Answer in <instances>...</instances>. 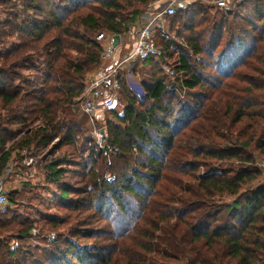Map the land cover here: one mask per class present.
Wrapping results in <instances>:
<instances>
[{"label": "trees", "instance_id": "obj_1", "mask_svg": "<svg viewBox=\"0 0 264 264\" xmlns=\"http://www.w3.org/2000/svg\"><path fill=\"white\" fill-rule=\"evenodd\" d=\"M153 1L0 0V175L23 176L0 264H264V0L191 3L153 29L168 72L139 95L120 72L108 161L72 111L97 37L126 36ZM22 197L64 213L33 218Z\"/></svg>", "mask_w": 264, "mask_h": 264}, {"label": "built area", "instance_id": "obj_2", "mask_svg": "<svg viewBox=\"0 0 264 264\" xmlns=\"http://www.w3.org/2000/svg\"><path fill=\"white\" fill-rule=\"evenodd\" d=\"M240 0H154L147 5L146 13L151 14L150 22L147 26L131 31L128 34L134 37L132 50L127 55L124 61L111 64L106 70L96 76L90 77L86 82L83 94L74 106L78 107L80 112L88 117L89 122L93 125L95 121V111H106L113 107L118 99V92L121 87L122 76L120 75L121 66L124 63L137 60L145 62L148 59H159L161 56V49H159L154 41L152 31L154 28L159 29L163 34L166 31V19L172 16L177 10H185L191 3H199L206 6H211L216 9H227L235 2ZM113 37V36H112ZM111 37V40H112ZM112 41L105 52L113 51ZM128 75V74H127ZM126 78L128 79V76ZM128 81V80H126ZM91 137L95 142L98 152L107 161L118 153V149L113 147L108 142V135L104 126L99 129H93ZM33 163L32 159L23 161L25 166ZM12 174V168H9L2 175H0V210L3 211L6 204V189L5 182L8 176ZM24 176L28 177L26 173ZM23 179V176H18ZM105 181L112 184L115 181L113 175L107 174ZM37 232L32 230V235ZM48 241L52 242L55 239L54 234L47 237ZM17 247L16 243L11 244V250Z\"/></svg>", "mask_w": 264, "mask_h": 264}, {"label": "rangeland", "instance_id": "obj_3", "mask_svg": "<svg viewBox=\"0 0 264 264\" xmlns=\"http://www.w3.org/2000/svg\"><path fill=\"white\" fill-rule=\"evenodd\" d=\"M11 1H14V0H11ZM16 1V0H15ZM23 0H20V2H22ZM167 24V23H166ZM111 37L112 36H106L104 34H101L97 37V41L102 44V46L105 44V42L107 41L108 43H110L112 40H111ZM109 45V44H108ZM104 50V48H103ZM105 56V51L103 53V57ZM102 57V58H103ZM131 64V63H130ZM111 65V64H110ZM109 66V63L107 64V62H103L101 61L99 67L93 71L91 74V76H96L98 74H100L101 72H103L104 70L107 69V67ZM164 73H167L168 72V69L166 66L162 65L160 63V60H155V59H148L147 61L145 62H142V63H136L134 64V66L130 67V66H126L125 65H122L121 66V73L122 75H124L125 77V80H127L126 78V75L129 73L130 76L128 78V81L127 82V85L129 86V88L131 89L132 92H134L135 94L139 95L140 94V91H139V88H138V84H140L141 82L145 81L146 83L150 84L152 83L157 77H161L162 74ZM90 76V77H91ZM90 79V78H89ZM87 79V81L89 80ZM86 81V82H87ZM138 83V84H137ZM77 102V101H76ZM117 103V102H116ZM116 103H115V107H116ZM72 111L78 115V116H81L82 113L80 112L79 108L76 107V106H73L72 107ZM105 117V111L104 112H101V114H99V120L98 122H94V124L92 125L89 121L87 123V134L89 137H91V132L93 131V129H99L103 123H101L100 121L103 120ZM67 182H71L72 181V178L70 177V175L68 174L67 175ZM35 180H37V182L39 184H42V180H41V177H39L38 175L35 176ZM24 181V180H23ZM13 181L12 179L8 178L6 179V182H5V189L6 191H9L10 189L12 188H15L14 185H12ZM47 187V186H46ZM41 188L40 189V194L43 193V196L46 195L47 192H50L51 189L49 188ZM24 197V195H23ZM21 198L22 201L20 202V210L23 212V211H26L24 213H30L29 216L33 217V218H39L38 216H35L36 214V211H38L40 214L42 213H46L47 215L49 214H53V213H57V216L61 217V215L64 213L63 211H60V212H55V209L56 208H52V202H53V198L52 200H50V202H44V205L43 207L41 208H38V210H36V206H34V209H32L31 204H33V202H29L27 199H24V198ZM53 209V210H52ZM49 233V234H48ZM47 233V237L48 235L50 234H53L51 233L50 231ZM37 241V240H36Z\"/></svg>", "mask_w": 264, "mask_h": 264}, {"label": "crops", "instance_id": "obj_4", "mask_svg": "<svg viewBox=\"0 0 264 264\" xmlns=\"http://www.w3.org/2000/svg\"><path fill=\"white\" fill-rule=\"evenodd\" d=\"M150 19H151V14L145 13L144 15H142L140 17L139 22L135 26H131L130 30L136 31L137 29H140V28L147 26L150 22ZM133 41H134V37L132 35H129V34H127L124 37H120V44L115 49H113V51L105 52V56L102 58V61L107 62V64L109 63V66H110V64L119 63V62L124 61L125 58L127 57V55L132 50ZM108 44H110V43H108L106 41L105 44L102 46L104 48V51L106 50L107 47H109ZM125 64H126V66L128 65L130 67L134 66V62H132V61H130L128 63H124L123 65H125ZM91 75H93V74H90L88 76V78H90ZM101 112H104V111H100V110L95 111V114H94L95 121L99 120L98 117H99V114H101ZM100 122H102V120ZM12 181H13L12 185L17 187V184L22 181V178L19 179L18 176H15V177H13Z\"/></svg>", "mask_w": 264, "mask_h": 264}, {"label": "water", "instance_id": "obj_5", "mask_svg": "<svg viewBox=\"0 0 264 264\" xmlns=\"http://www.w3.org/2000/svg\"><path fill=\"white\" fill-rule=\"evenodd\" d=\"M120 44V37L119 36H117V35H115V36H113L112 37V47L113 48H116L118 45ZM128 78H129V76H130V74L128 73ZM128 80V79H127ZM138 84V83H137ZM138 86V88H139V91H140V94L142 93V89H141V87H140V85L138 84L137 85Z\"/></svg>", "mask_w": 264, "mask_h": 264}]
</instances>
